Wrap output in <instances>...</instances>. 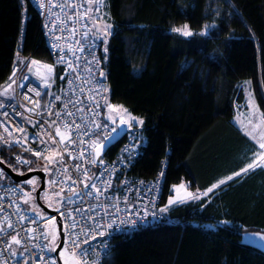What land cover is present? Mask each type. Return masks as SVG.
Instances as JSON below:
<instances>
[{"label":"trees","instance_id":"16d2710c","mask_svg":"<svg viewBox=\"0 0 264 264\" xmlns=\"http://www.w3.org/2000/svg\"><path fill=\"white\" fill-rule=\"evenodd\" d=\"M109 2L108 22L118 34L109 38L107 63L102 40L90 32L106 74L105 96L144 119L143 126L131 128L146 138L118 178L150 181L164 168L165 206L172 186L182 180L191 191H203L238 170L250 156L251 144L236 122V110L245 106L244 84L264 112V0ZM86 23L89 28L87 17ZM184 23L193 37L171 33L172 26ZM205 25L215 27L201 37ZM27 57L52 65L39 17L28 6L23 23L20 1L0 0V92L9 83L13 62L20 65ZM53 71L52 93L60 95L63 71ZM14 152L0 147V160L17 173ZM169 216L173 223L116 236L103 264H264V252L242 241L244 232L264 230V171L172 207Z\"/></svg>","mask_w":264,"mask_h":264},{"label":"built area","instance_id":"2783aa9c","mask_svg":"<svg viewBox=\"0 0 264 264\" xmlns=\"http://www.w3.org/2000/svg\"><path fill=\"white\" fill-rule=\"evenodd\" d=\"M19 1L22 5L23 23H25L27 18L28 6H31L38 15L42 39L51 58L52 66L54 69H62L65 82L59 95L61 99L56 100L55 97L57 95L53 93L51 96L45 94L49 91L51 92L53 85L50 89L40 88V81H36L31 75H22L24 67L28 61L31 60L30 57L24 59V64L16 65V76L13 78L15 82L9 81V83H13L15 87L12 99H6L5 96H0V104L4 105V107H0V137H3L4 140H8L10 138L8 133L12 131L13 137L22 139L24 134L13 131L16 125L19 124L26 128L27 134L29 135V139L24 142V144L34 150H43L46 145L40 143V137L37 136V133L43 135L45 130L52 131V129H48L47 125H43V128L41 127L43 120L56 119L55 113L57 111L64 112V105L67 104L68 109L73 112L74 118L82 125L80 131L82 132L85 128H91L93 132L98 131L99 137L102 139L105 130L103 128L96 130L95 126L92 125L90 121L95 119L98 123L108 124L109 130L115 127V125L106 121L102 114L93 116V113L87 110L89 107L93 106L92 98L100 100V109H102L104 103V101L92 91L94 87H99L96 81L100 80V76L96 69L99 68L102 70V62L99 65L93 64L91 66L95 75H90L87 61L92 59V55L89 54V50H91L96 57L100 58L97 45L93 39L89 38V35L87 38L83 36V33L86 31L85 25H87L86 17L79 20V22L74 25L77 31L73 36L71 34V27L73 25L68 15L70 12H76L77 10L82 13L83 10L86 9L84 0H71L73 4L77 5V8L72 9L67 7L66 0H53V4L55 5H65L63 11L60 7H53L51 5L41 9L36 3V0H23V3L21 0ZM45 25H47V28H45ZM62 28L64 29L63 31H61ZM45 32H47V35H45ZM75 42L80 43L77 44ZM69 44L73 45L75 49L74 53L68 50ZM93 44H95L96 47L93 48ZM54 45L56 46L54 47ZM81 47L84 48L83 52L79 50ZM61 49H63V52H61ZM62 55L64 56L63 62L60 60ZM77 57H79V59H77ZM68 61H72L73 64H78L80 66L78 70L72 71L68 66ZM24 76L28 77L27 81L23 79ZM78 76L79 78H77ZM69 81H71V83H69ZM22 83L25 84L24 88L19 86ZM28 84L36 88L41 95L37 97L34 93L28 92ZM103 86L105 87L104 83ZM81 88H83V92H81ZM73 93H75L74 96ZM102 94L105 95V93ZM25 96L29 99L25 100ZM69 97L75 101V106L73 104H68ZM34 101H40L41 107L35 108ZM21 104H24L27 108H33L34 112H26L25 107H21ZM44 104H47V109L43 108ZM77 107L85 110L77 111ZM100 109H96V111L99 112ZM5 112H7L8 115H4ZM17 113H19V115H17ZM38 113H42V116ZM24 117H29V120L26 121ZM72 118L73 117L65 116L67 120H71ZM113 133L114 132H112L111 135ZM43 138L47 140L46 135ZM82 138L85 141H89L90 139H96V136H83ZM58 139L57 137V140ZM121 141V144L111 156L106 157V153L102 158L104 161L103 165L99 164L98 166H93L90 163L85 164L83 160L79 159L78 153L81 147L87 149L89 152L91 151L87 144L81 146L77 143L71 149L72 154L77 157L75 160L69 158L67 152L64 153L66 165L68 166L71 176H77V172L73 165L79 163L81 165V171L87 169L90 176L93 173L97 176L102 175V178L95 180L98 187L104 189L106 187L104 183L105 180L110 184L108 190L102 192L100 195L99 204L93 192L91 196H86L84 198L77 197V204L66 202L61 209L57 211V216L60 218L64 233V225L68 221H66L65 217L61 216L60 213L64 212L66 215L68 211L75 209L78 205L85 210L82 213L74 212L73 214L79 221L75 229V232L79 234L78 242L81 244L82 248L88 249L87 258L89 264H91L93 260L98 261L99 264H103L112 252L116 236L120 234L130 233L144 227H154L165 222L173 223L169 216L170 209L167 213L161 214L159 212V209L164 207L161 205L164 175L162 177L160 176L161 171L165 174L164 168H162L156 177L150 181L135 177L118 178L120 172L126 169L129 163L138 156L139 147L145 144L146 138L138 129L128 128ZM0 147L14 150L15 152L13 153L12 159L13 164L16 167L25 169L27 172L36 169L37 167L34 165L37 163L45 162L43 157L37 158L30 152L24 151L22 145L14 143L11 146H6L4 141L0 140ZM17 156H19L21 160L26 159L32 161L31 165H24L18 162L16 159ZM105 168L107 169L106 171ZM0 172L4 174L1 169ZM53 179L64 180L65 176L55 174ZM181 183H184L186 188H190V184L187 181L182 180ZM55 186L60 189V185L57 184ZM77 187L79 190L83 189L84 186L83 184H79ZM9 189L12 190L10 191ZM88 191H90V189ZM64 193L68 195L67 189H65ZM23 194L24 191L22 192L21 188L13 184V182L8 183L4 178L0 179V228L3 229V231L0 232V261L5 262V264H24V261L27 260V264H33V261H35L36 264H44V262L40 260V256H44L46 260L49 256L54 257L53 254L49 253L46 249L42 250L46 244L45 238L41 235L44 231V221L27 211L24 204L21 202ZM92 208H95L94 212L91 210ZM117 209H119L118 212ZM145 211L148 213L146 219L143 218ZM153 212H155V218L152 215ZM20 216H25L26 219L20 221ZM82 216L88 217L89 219H83ZM91 217H95V222L90 219ZM138 217H141V219H138ZM34 219L37 221L36 223H32ZM122 220H132L136 223L135 226H132L128 223H121ZM9 222L12 223L13 228H8ZM108 224L112 226L107 227ZM97 225H101L102 227H97ZM81 227H84L89 235L86 236L81 232ZM28 228L33 229L31 235L34 239L27 238L29 233L26 229ZM100 231H104L106 234L101 237L98 235ZM17 232L19 233L18 239L21 240V244L19 246L11 245L9 251H4L9 234L15 235ZM92 232L97 233L95 239H92ZM85 239H87V243H84ZM33 245H35V247H33ZM25 247H27V251H25ZM10 252H16L17 255L13 257L10 255Z\"/></svg>","mask_w":264,"mask_h":264},{"label":"snow or ice","instance_id":"6c2138e0","mask_svg":"<svg viewBox=\"0 0 264 264\" xmlns=\"http://www.w3.org/2000/svg\"><path fill=\"white\" fill-rule=\"evenodd\" d=\"M23 3V0H21ZM85 3L88 4V8L84 9L81 13L79 10L76 12H70L69 20L72 22L71 27V34L74 36L76 34V27L74 26L76 23L79 22V20L84 19L87 17L92 22V28L88 29L87 25H85L86 31L83 33V36L85 38L88 37L89 32H93L94 39L95 40H102L104 45V52L105 56L103 57V62H108V53L110 52L109 47V38H114L118 33L116 31L117 26L113 23H108L104 21L103 17L107 16L108 20L112 19L110 7L111 4L109 0H84ZM36 3L39 5L41 9L45 8L48 5H51L53 7H60L63 11L65 5H55L53 4V0H36ZM66 5L69 9L77 8V5L73 4L71 0H66ZM107 8L108 11H105L103 14H101V10ZM131 27V25H129ZM143 27V26H141ZM215 25H205L204 30L199 33L201 37H204L208 35V30L210 28H214ZM45 28H47V25H45ZM64 29L62 28L61 31ZM171 33L175 34L178 37H183L185 39L191 38L194 36L193 31L191 30L188 23H184L180 26H172L170 29ZM45 35H47V32H45ZM80 43V42H75ZM56 45H54L55 47ZM92 47H96L95 44L92 45ZM70 52H75V49L73 48L72 44H69ZM81 52L84 51V48L81 47L79 49ZM61 52H63V49H61ZM89 54L92 55V59L88 60L87 63L89 65L88 71L89 74L94 76L95 72L93 71V68L91 67L93 64L99 65L101 63V59L96 57L91 50H89ZM17 56H20V53L17 52ZM79 59V57H77ZM61 62L64 61V56L62 55L60 57ZM16 61L13 62V72L11 76H9V81L15 82L14 77L16 76ZM20 64H24L23 60L19 61ZM28 67V70L31 72L32 68L35 67H42L46 70L45 74L41 75L39 72L36 73L39 81H40V88L44 89H50L52 86V83L54 82L52 80V73H53V66L50 64H41L40 61L36 59H32L30 61V64L26 65ZM68 66L71 68L72 71H77L80 67L78 64H73L72 61H68ZM135 70V69H134ZM98 71L100 80L96 81V84L99 85V87H94L92 89L93 92L96 93L100 97L101 100L104 101V109L107 111V115L104 117L109 123L115 124L117 119H119L120 125H128L129 127H133L134 125H140L143 126L145 121L142 118H139L132 113L128 111L126 107L123 105H114L112 104L108 97L103 95L102 93H106L109 90L103 86V80L106 79V74L103 70H100L99 68L96 69ZM138 71V70H136ZM61 79H64L65 77H60ZM79 78V76L77 77ZM23 79L25 81L28 80L27 76H24ZM87 82V81H85ZM71 83V81H69ZM249 83V82H246ZM21 88L25 87V84L19 85ZM2 87V86H0ZM8 88H11V83L8 84ZM27 91L34 93L35 96L39 97L41 93L31 86V84L27 85ZM7 92V89H5V92H0V96H5L6 99H12V97H7L5 93ZM81 92H83V88H81ZM46 95L51 96L52 93L49 91L45 93ZM75 93H73V96ZM25 100L29 99L27 96L24 97ZM56 100H60L61 97L57 95L55 97ZM93 106L89 107L87 110L91 111L93 113V116L100 115L103 113L104 109H100V100H96L95 98H92ZM35 108H40L41 103L40 101H34ZM68 104H73L75 106V101L69 97ZM0 107H4L3 104H0ZM21 107H25L24 104H21ZM47 104L43 105L44 109H47ZM248 107L250 109L249 117L247 120V123H243L239 120L237 117V122L240 124V130L243 133L245 137H247L248 141H251V144L249 145V152L250 156H248L246 163L243 164L238 170L233 171L231 174L227 175L224 178H221L217 180L216 182L212 183L209 187H207L202 192L200 190H197L195 193L187 191L186 185L184 183H180L179 185H173L172 186V192L174 195H169L167 204L164 207H161L159 209V212L161 214L167 213L168 210L176 205V204H183L187 202L188 200L192 201H199L201 200L202 196L206 197L209 195V193H214L215 190L221 189L222 186L227 185L229 182H239L242 180L245 176H247L251 172H255L256 170L264 171V112L260 110V107H257L254 98H252L251 94H249V100H248ZM64 112L57 111L55 113L56 119L54 120H48L44 119L43 124L41 127L43 128V125H47L48 129H52V131H47L43 133H37V136L40 137V143L45 144L46 147L43 150L40 149H32L27 147L24 142H26L29 139V135L27 134L26 128L20 126L19 124L16 125V127L13 129L16 133L24 134L22 136V139H17L13 137V132L9 131V139L4 140L3 137H0V140L4 141V144L6 146H11L12 144H19L23 146L24 151L30 152L33 156H36L37 158L43 157L45 164H44V171L48 172L49 167L51 166L54 169L53 174H61L65 176L64 180H57V179H50V183L53 185H60V191L56 193V196L59 197L58 203H63L64 201H67L70 204H77V197L84 198L86 196H91L92 193H95V198L97 199L98 204L100 203L99 197L102 194V192H105L110 187V184L107 180L104 181L106 187L104 189H101L97 186L95 183L96 179L102 178L101 176H97L95 173L89 174L87 169H84L81 171V165L79 163L74 164L73 167L77 172V176L73 177L69 174L68 166L66 165V160L64 158V153L67 152L69 158L76 159L77 157L72 154L71 149L79 143L81 146L87 144L88 148L91 149V151H87V149L81 147L79 150L78 156L80 160H83L85 164H92L95 166L97 163L103 165L104 161L100 159L102 156V153L104 150L108 147V143H110L112 136V132H116V128L113 127L109 130L108 124H101L98 123L95 119H92L90 123L95 126L96 130L104 129L105 134L102 139L99 137V132H93L91 128H85L82 132L81 130V123L78 122L74 118V114L71 110L68 109L67 104L64 105ZM96 109H100L99 112L96 111ZM85 109L77 107V111H84ZM26 112H34L33 108H27L25 107ZM42 116V113H38ZM4 115H8L7 112L4 113ZM19 115V113H17ZM65 116L67 117H73L71 120L65 119ZM26 121L29 120V117H24ZM54 132V135H53ZM47 136V140H45L43 137ZM95 135L96 139H90L89 141H85L82 137L83 136H91ZM57 137L59 138L57 140ZM252 145H255V147H252ZM127 148V146H126ZM123 151V150H122ZM17 161L24 164V165H31L32 161L29 160H21L19 156L16 157ZM4 163L3 160H0V164ZM107 169L105 168V171ZM19 175H23V173H18ZM164 175V172H160V176L162 177ZM4 178V174L0 172V179ZM91 181V182H90ZM28 184H33L32 180L25 181ZM83 184V189L78 190V185ZM65 189H67L68 195L64 196L61 195V193L65 192ZM90 189V191H88ZM10 191L12 189H9ZM21 191L23 192V189L21 188ZM35 198L31 196L30 193L24 192L22 197V203L25 205H30V207L33 208V210L36 211V216L40 220H45L47 224H51V221L53 218H48L43 212H40L35 204H30V201H33ZM109 199V198H106ZM93 212L95 211V208L91 209ZM59 211V209H57ZM85 210L82 209L79 205L71 210L68 211L65 215L64 212H61V216L65 217V220L68 221L64 225L65 232L60 238V242L57 243V233L54 230L53 227H46L45 230L41 233V235L45 238L47 241V244L44 245V249L47 250L49 253L57 252L58 249V258L57 257H51L49 256L46 260L44 256H40V260L44 262V264H89V260L87 258L88 256V249H84L81 247V244L78 242L79 240V234L75 232V229L77 228L79 221L76 219L75 213H82ZM119 209H117V212ZM148 213L145 211L144 217L146 219ZM153 217L155 218V212L152 213ZM83 219H89L88 217H83ZM20 221H23L26 219L25 216L19 217ZM90 219L95 222V217H91ZM138 219H141V217H138ZM37 221L34 219L32 223H36ZM114 223V221H113ZM121 223H128L129 225L135 226V221L128 220V221H121ZM221 224H228L230 221H220ZM111 224H108L107 227H111ZM97 227H102L101 225H97ZM8 228H13L12 223H8ZM81 232H83L86 236L89 235L88 232L85 231L84 227H81ZM3 229L0 228V232H2ZM26 231L29 233L28 239H34V237L31 235L33 232V229L28 228ZM262 233H264V230H262ZM262 233H254L253 235L258 237L259 240L264 241V234ZM106 233L104 231H100L98 233L99 236L103 237ZM97 233L92 232L91 236L92 239L96 238ZM19 233L17 232L15 235L9 234L8 240L6 242L4 251H9L11 245H17L19 246L21 244V240L18 239ZM87 239H85L84 243H87ZM35 247V245H33ZM25 251H27V247H25ZM10 255L15 257L17 255L16 252H10ZM22 255V254H21ZM0 264H5V262L0 261ZM24 264H27V260L24 261ZM33 264H36L35 261H33ZM91 264H99L98 261L93 260Z\"/></svg>","mask_w":264,"mask_h":264},{"label":"rangeland","instance_id":"374dc122","mask_svg":"<svg viewBox=\"0 0 264 264\" xmlns=\"http://www.w3.org/2000/svg\"><path fill=\"white\" fill-rule=\"evenodd\" d=\"M104 12H105L104 10H101V14H103ZM103 19H104V21L108 22L107 16H104ZM92 26H93L92 25V22L90 21V26H89L88 29H91ZM89 35H90V32H89ZM31 60H29L26 65L30 64V61ZM20 65H22V64H20ZM37 72H39L41 75H43V74H45L46 70L44 68H42V67H39L38 68V67H35L34 66L32 68V71L30 72L28 70V67L25 66L24 69H23V71H22V75H25V74L31 75L32 77L35 78L36 81H39V79H38V77L36 75ZM53 78H54V71L52 73V79ZM8 84L5 85V87L1 90V92H5V89H7V92L5 93V95L7 97H13L14 89H15L14 84L11 83V88H8ZM243 89H244V92H245V106H244V108L242 107L240 109H237L236 110V113H237V117L239 118V120L241 122H243V123L246 124L247 123V120H248V117H249V112H250V109L248 107V100H249V94H251V92H250V88H249V85L248 84H244ZM51 93H52V90H51ZM104 114H105V116L107 115L106 109L104 111ZM118 121H119V119H117L116 122H118ZM236 122H237V119H236ZM125 127L126 128H131L128 125H125ZM254 147H255V145H254ZM44 164H45V162H39V163L36 164V167L43 168L44 167ZM13 168L15 169V171L17 173H23V174L27 173V171L25 169H22L20 167H13ZM53 172H54V170L50 166L49 167V171L46 172V176H45V191L41 193L40 199H41V202L44 205H46L47 207H49V208L57 211V209L60 210L61 207L63 206V204H65L67 201H64L63 203H58L59 197L56 196V193L59 192L60 189H58L55 185H53V184H51L49 182L50 179H53L54 178ZM4 179L8 183H12V181L6 175L4 176ZM29 180H32L33 181V184H28L26 182H23V183H19L18 185H19L20 188L23 189L24 192L30 193L31 196L35 198V192L37 191V189L39 187V180L36 177H32ZM61 195L67 196L65 193H61ZM30 204H35L36 205V208L40 212H43L38 207L35 199L33 201H30ZM24 206H25V208L27 209L28 212L36 215V211L33 210V208L30 207V205H25L24 204ZM45 215L48 218H53V217L48 216L47 214H45ZM43 221H44L43 230H45L46 227H53L54 226V230L57 233V237H58V239H57V243H58V241H59V233H58V226H57V223H56V219L53 218L52 221H51V224H47L45 220H43ZM254 233H262V232H257V231H254V232H244L243 235H242V241H243V243L249 244L250 246H253V247L255 246V248H258V249H260V250H262L264 252V241H261V240L258 239V237L254 236L253 235ZM262 234H264V233H262ZM46 244H47V241H46Z\"/></svg>","mask_w":264,"mask_h":264},{"label":"water","instance_id":"95a60500","mask_svg":"<svg viewBox=\"0 0 264 264\" xmlns=\"http://www.w3.org/2000/svg\"><path fill=\"white\" fill-rule=\"evenodd\" d=\"M116 126V132H114L111 136L112 139L110 141V143H108V147L104 150V152L102 153V156L100 157V159H102L106 153L108 152V150L116 145L125 135L126 133V128L124 125H120L119 121L115 123ZM99 163L96 164V166H98ZM0 169L4 172V174L15 184H19V183H23L27 180H29L32 177H36L39 180V187L37 189V191L35 192V200L36 203L38 205V207L48 216L53 217L56 219V223L58 226V233H59V241L60 242V238L62 237L63 233V228H62V224L60 221V218L57 216V211L53 210L49 207H47L46 205H44L41 202L40 196L41 193L45 191V176H46V172L44 170H36V171H29L23 175H19L18 173H15L10 167H8L6 164L2 163L0 164ZM59 251V249H58ZM58 251L57 252H53V256L58 258Z\"/></svg>","mask_w":264,"mask_h":264},{"label":"crops","instance_id":"0c3cea01","mask_svg":"<svg viewBox=\"0 0 264 264\" xmlns=\"http://www.w3.org/2000/svg\"><path fill=\"white\" fill-rule=\"evenodd\" d=\"M89 38L92 39V36L89 35ZM53 69H54V68H53ZM34 79H35V78H34ZM52 80H54V78H53ZM53 84H54V83H52V85H53ZM239 126H240V125H239ZM37 168H41V167H37ZM186 190L195 193L194 191H191V190L188 189V188H186ZM201 192H202V191H201ZM173 195H174V193H173ZM202 198H205V197L202 196ZM202 198H201V199H202ZM190 201H192V200H188L187 202H190ZM177 205H180V204H176V205H174V206H172V207H175V206H177ZM172 207H171V208H172ZM248 245H249V244H248ZM254 247H255V246H254Z\"/></svg>","mask_w":264,"mask_h":264},{"label":"flooded vegetation","instance_id":"af4514ba","mask_svg":"<svg viewBox=\"0 0 264 264\" xmlns=\"http://www.w3.org/2000/svg\"><path fill=\"white\" fill-rule=\"evenodd\" d=\"M44 168H36V169H33V171H36V170H43ZM38 179V178H37Z\"/></svg>","mask_w":264,"mask_h":264}]
</instances>
